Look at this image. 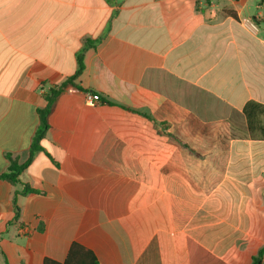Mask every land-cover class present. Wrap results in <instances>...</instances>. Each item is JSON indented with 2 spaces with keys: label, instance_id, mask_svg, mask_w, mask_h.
Here are the masks:
<instances>
[{
  "label": "crops",
  "instance_id": "crops-1",
  "mask_svg": "<svg viewBox=\"0 0 264 264\" xmlns=\"http://www.w3.org/2000/svg\"><path fill=\"white\" fill-rule=\"evenodd\" d=\"M87 41L81 90L60 95L20 183L0 179V264L64 263L74 243L99 264H190L188 238L251 264L264 139L243 111L264 106V0H0V174L28 160Z\"/></svg>",
  "mask_w": 264,
  "mask_h": 264
},
{
  "label": "trees",
  "instance_id": "trees-1",
  "mask_svg": "<svg viewBox=\"0 0 264 264\" xmlns=\"http://www.w3.org/2000/svg\"><path fill=\"white\" fill-rule=\"evenodd\" d=\"M92 44V42L87 41L83 49L78 53L76 72L71 77L67 78L65 82H63L59 87L53 88L47 94H45V106L38 110L40 124L34 137L28 160L24 163H19L18 160L10 159L9 169L7 172L0 174V179L6 180L11 184L20 183L21 173L32 162L35 154L43 150L42 142L50 128L49 117L52 114L60 95L69 87H74L75 89L81 90V87L76 84V81L85 68L84 53L92 46ZM243 113L246 117L247 135L252 138L264 139V118H262L264 115V106L250 102L245 107ZM162 127L163 129H166L167 126L163 123ZM33 193H36L34 189L29 186H25L21 192L16 193V196L29 195ZM14 204L17 218L19 216V208L17 206L16 199ZM187 252L190 264H227L190 238L187 239ZM263 261L264 246L258 251L256 255L253 256L251 264H263ZM44 264H99V261L97 256L91 250L81 244L74 243L64 263H58L46 259Z\"/></svg>",
  "mask_w": 264,
  "mask_h": 264
},
{
  "label": "built area",
  "instance_id": "built-area-1",
  "mask_svg": "<svg viewBox=\"0 0 264 264\" xmlns=\"http://www.w3.org/2000/svg\"><path fill=\"white\" fill-rule=\"evenodd\" d=\"M68 91L74 92L75 88L69 87ZM85 96H86V103L90 106H95L96 104H99L102 102L101 97L99 95L87 93Z\"/></svg>",
  "mask_w": 264,
  "mask_h": 264
},
{
  "label": "rangeland",
  "instance_id": "rangeland-1",
  "mask_svg": "<svg viewBox=\"0 0 264 264\" xmlns=\"http://www.w3.org/2000/svg\"><path fill=\"white\" fill-rule=\"evenodd\" d=\"M233 130H232V134L234 136H238L240 134V130H243L245 128V125H242V123H240L238 120H234L233 122Z\"/></svg>",
  "mask_w": 264,
  "mask_h": 264
}]
</instances>
